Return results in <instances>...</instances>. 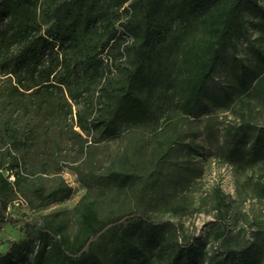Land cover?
Segmentation results:
<instances>
[{"label":"trees","instance_id":"trees-1","mask_svg":"<svg viewBox=\"0 0 264 264\" xmlns=\"http://www.w3.org/2000/svg\"><path fill=\"white\" fill-rule=\"evenodd\" d=\"M247 16L258 19L264 31L260 0H0V85L6 84L4 90L0 86V116L8 115L6 141L19 142L26 134L21 120L32 117L48 121V130L71 119V128L76 124L100 137L114 136L121 125L171 127L177 113L194 112L226 48L245 34ZM235 78L232 90L241 97L248 90L245 70ZM256 89L264 98V65ZM252 129L248 121L236 128L229 158L264 161V126L244 148ZM176 142L174 135L163 142V161L151 186L136 170L114 168L97 181L101 194L86 192L70 218L26 221L36 227L38 246L32 260L27 263L24 255L20 264H95L106 248L108 264H185L205 257L204 247L179 241L174 231L168 234L165 221L133 209L101 213L114 188L148 196ZM29 180L18 157L6 168L0 162V229L23 222L8 207ZM35 184L33 193L42 205L73 192L64 182L51 191L40 181ZM255 186L264 195V182ZM227 197L217 188L223 225L216 239L229 234ZM261 239L258 244L230 242L219 264H264ZM21 251L11 240L0 252V264H16Z\"/></svg>","mask_w":264,"mask_h":264},{"label":"rangeland","instance_id":"rangeland-1","mask_svg":"<svg viewBox=\"0 0 264 264\" xmlns=\"http://www.w3.org/2000/svg\"><path fill=\"white\" fill-rule=\"evenodd\" d=\"M260 1L264 5V0ZM247 18L245 34L235 40V47L226 48L194 112L188 116L177 113L175 124L169 128L121 125L114 136L100 137L96 133L87 135L76 124L71 128V119L63 123L60 120L54 129L48 130V121L32 117L21 120L20 127L26 134L14 145L6 141L4 134L3 121L8 115L0 116V162L6 168L14 156L18 157L21 170L31 178L21 185L8 207L23 222L0 229V252L7 250L14 240L22 246L14 262L20 264L24 255L26 262H30L38 239L36 227L26 221L42 223L47 219L70 218V211L86 192L101 194L97 181L107 178L114 168L136 170L148 178L151 186L157 165L163 161V142L172 135L177 142L168 151L159 182L150 188V194L141 198L129 190L114 188L102 215L133 209L152 220L169 223L168 234L174 231L179 241L190 242L195 248L204 247L206 252L205 257H193L185 264H219L230 242L235 245L262 241L264 195L258 193L255 183L264 182V161L251 163L248 157H228L238 126L244 121L253 126L246 150L257 128L264 126V98L256 89L263 73L264 31L258 19ZM243 70L248 90L239 97L232 86L236 83L235 74ZM0 86L4 90L5 82ZM33 127L36 130L31 133ZM35 181H40L48 191L64 182L73 192L61 201L42 205L33 193ZM217 188L228 196L226 222L230 230L225 239L215 238L223 225L216 207ZM95 264H108L107 248Z\"/></svg>","mask_w":264,"mask_h":264},{"label":"built area","instance_id":"built-area-1","mask_svg":"<svg viewBox=\"0 0 264 264\" xmlns=\"http://www.w3.org/2000/svg\"><path fill=\"white\" fill-rule=\"evenodd\" d=\"M10 179H11V180H14V176L12 175V176L10 177Z\"/></svg>","mask_w":264,"mask_h":264}]
</instances>
